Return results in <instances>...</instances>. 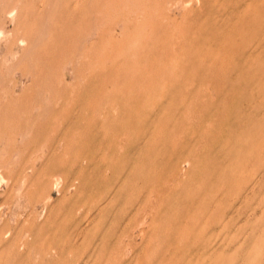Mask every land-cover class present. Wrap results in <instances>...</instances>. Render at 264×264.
<instances>
[{
    "label": "rangeland",
    "instance_id": "1",
    "mask_svg": "<svg viewBox=\"0 0 264 264\" xmlns=\"http://www.w3.org/2000/svg\"><path fill=\"white\" fill-rule=\"evenodd\" d=\"M0 264H264V0H0Z\"/></svg>",
    "mask_w": 264,
    "mask_h": 264
}]
</instances>
